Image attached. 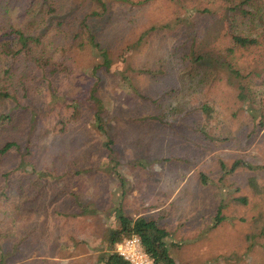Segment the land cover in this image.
Masks as SVG:
<instances>
[{
    "label": "rangeland",
    "instance_id": "374dc122",
    "mask_svg": "<svg viewBox=\"0 0 264 264\" xmlns=\"http://www.w3.org/2000/svg\"><path fill=\"white\" fill-rule=\"evenodd\" d=\"M49 1L57 12L48 24L50 34L57 29L53 46L58 58L71 57L70 67L33 85L34 127L21 126L20 116L25 135L14 137L25 152L31 134L26 159L34 165L12 171L23 157L16 150L2 158L0 171H12L15 186L7 199L0 191V233L17 247L9 239L0 251L18 249L4 264H104L119 208L166 228L177 263L264 264V23L247 48L232 32L251 23L221 0ZM28 6L11 10L14 21H24ZM194 8L211 12L187 18ZM85 24L107 47L109 68ZM93 92L113 154L95 126ZM34 168L52 183L37 200ZM46 198L53 211L42 209Z\"/></svg>",
    "mask_w": 264,
    "mask_h": 264
},
{
    "label": "trees",
    "instance_id": "16d2710c",
    "mask_svg": "<svg viewBox=\"0 0 264 264\" xmlns=\"http://www.w3.org/2000/svg\"><path fill=\"white\" fill-rule=\"evenodd\" d=\"M252 1L258 0H221L223 4H226L228 11L232 12L234 16H239L240 14H242L244 15V17H247V21L251 23L252 27H250V30H248L247 32H232V39L234 41V44H238L247 48L255 46L260 38L259 33L261 29H259V24L256 23H264V4L257 5L256 3H251ZM28 2L29 6L25 14L26 17L24 21H14L11 16V10H16L19 3L20 6H24L25 4L28 5ZM48 4H50L49 0H0L1 169L4 168L2 165V158L14 150L19 151L20 154L23 155V157L22 161L20 160L17 168H13L12 171H15L17 169L27 171V165H34L33 163L28 162L26 159L28 153H31L30 145L28 146V144L32 141L30 139L31 134L29 133L27 135V146L25 148V152L22 151V145L19 142L21 140L14 137V135L16 134L25 135V133L22 134V131L18 132L20 126V116L23 119L21 126H26V124L28 123L29 125H31V128L34 127L38 115L36 113V108L35 105H33L34 102L32 100V97L36 98V94L33 95L30 93L33 91V85L38 82L40 78L52 77L56 74L65 72L70 67L68 66L67 60H69L71 57L68 54H65L63 56L64 58H58L57 53L59 51L56 49L57 47L53 46V40L55 38L57 29L55 27V29L52 30V34H50L51 31L49 30L48 24L50 22L49 19H53L57 12L56 9H53L51 7L47 9L46 6ZM246 4L247 6L245 8L244 5ZM250 5L251 8H249ZM199 11L203 13L211 12V10L208 8L202 10L194 8L188 11L187 18H190ZM97 13L98 12L95 11V15ZM52 25L53 23L50 22V26ZM59 25H62V22L58 23V26ZM84 26L87 28V31L89 33V43L92 46L96 45L100 48L105 57L104 65L105 67L109 68L112 63V58L109 56L107 47L103 45L102 41L98 38V35L91 31L87 24H85ZM78 36L79 35H77V37ZM200 59L202 58L198 57L195 60L198 61ZM99 69L100 66H96L94 68V73L97 74ZM22 97L26 101L25 103H22ZM91 98L94 99L97 105L94 107L95 109L93 111V116L95 117V126H97V128L107 137L105 145L107 146L110 154H113L115 152L113 148L114 140L111 138L110 134L107 132V128L105 127L101 97L93 92ZM50 101H52V98ZM75 103L78 106L80 104L77 100H74L73 104L75 105V108L78 109L79 107ZM19 109L21 110L17 114V111ZM212 109L213 108L211 105L207 104L203 106V110L206 113L211 112ZM24 111L28 112V115L25 114L24 116H22ZM29 114H31L30 121ZM61 122V130L65 132L68 124L64 120H61ZM240 165H242L241 160L235 161L230 168L231 171H234ZM244 165L250 166L247 163H244ZM91 169L93 168H89V170ZM12 171H0V191L5 193L1 195H5L6 199L10 196L11 192L8 191L9 186H15V184H13L9 177ZM32 173H35L38 177L35 179L32 185L33 187H36L33 188L36 189V192L34 191V195L31 199L37 200L41 197H46L49 191L48 186L52 184L46 179L49 176H44L46 172L42 169L34 168ZM3 180L4 184L2 185ZM41 207L42 209L46 210L50 209L49 212L51 210L53 211L54 204L52 203V199L46 198ZM116 214L120 225L118 228H114L110 231L108 235V244L106 246V250L100 255L99 261H102L104 264H130L129 260H126L123 256L115 251V245L123 238L137 234L141 238L144 250L152 258L154 264H182L177 263L171 256L169 244L166 241L169 233L166 228L161 227L156 220H149L143 216L131 218L126 215L120 208L116 210ZM10 227L11 226H9V228ZM21 229L24 230V227L22 226ZM262 231L264 232V227ZM30 238L31 237H29L28 234L22 235V237L20 238V243L25 246V249L29 248V244L32 245V243L30 242ZM9 239H12L10 241H13L14 246L17 247V240H14V236L10 233H6L5 230L0 233V246H4V244H6ZM17 252L18 249L15 253L8 254L5 252V250L2 249L0 251V264L6 263V261Z\"/></svg>",
    "mask_w": 264,
    "mask_h": 264
},
{
    "label": "built area",
    "instance_id": "2783aa9c",
    "mask_svg": "<svg viewBox=\"0 0 264 264\" xmlns=\"http://www.w3.org/2000/svg\"><path fill=\"white\" fill-rule=\"evenodd\" d=\"M115 251L129 260L130 264H154L152 258L144 250L141 238L137 234L118 241Z\"/></svg>",
    "mask_w": 264,
    "mask_h": 264
}]
</instances>
